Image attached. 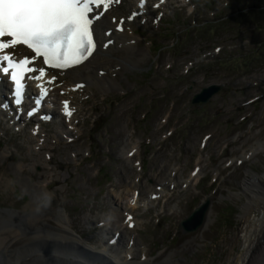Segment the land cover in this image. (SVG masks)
Returning <instances> with one entry per match:
<instances>
[{
  "label": "rangeland",
  "instance_id": "rangeland-1",
  "mask_svg": "<svg viewBox=\"0 0 264 264\" xmlns=\"http://www.w3.org/2000/svg\"><path fill=\"white\" fill-rule=\"evenodd\" d=\"M245 2L150 0L128 20L130 0H119L109 16L116 23L123 19L119 33L129 42L114 38L96 52L87 62L91 79L81 78L78 89L72 88L80 80L75 72L52 73L56 93L74 106L72 119L53 105L49 122L28 116L17 128L0 112V222L7 219L8 231L0 261L15 258L22 246L27 250L32 236L21 225L27 221L30 230L42 226L32 232L37 235L50 234L67 219L73 233L102 248L114 227L104 237L99 221L121 219L136 191L148 203L134 209L136 221L109 246L112 253L123 254L132 239L130 263H141L145 254L152 264H236L245 245L242 181L251 172L264 177V46L256 50L264 32L239 31L243 24L195 27L234 16ZM246 52L252 54L250 68L241 70L237 57ZM214 83L224 87L204 106L190 104ZM126 142L135 146L131 156ZM197 166L199 177H190ZM161 185L166 193L150 197ZM45 192L52 195L47 207L40 204ZM206 198L203 225L180 233L179 222ZM258 216L254 208L246 215ZM29 264L59 262L43 256Z\"/></svg>",
  "mask_w": 264,
  "mask_h": 264
},
{
  "label": "bare ground",
  "instance_id": "bare-ground-1",
  "mask_svg": "<svg viewBox=\"0 0 264 264\" xmlns=\"http://www.w3.org/2000/svg\"><path fill=\"white\" fill-rule=\"evenodd\" d=\"M115 3L116 2H114L113 4ZM113 4L111 6H113ZM147 4H148V0H146V3L143 6L140 5L139 0H130L129 3L130 15L133 12L136 13L144 12ZM98 12H100V10H98ZM109 14H110L109 12H105V14L96 22V26H97L95 28L96 49L94 50L93 54L90 55V59L94 57V53L97 52L100 48H103L104 45H108L109 40H111V43L114 38L115 40H123V41L125 40V42H129V39L123 35L124 32L118 33L116 30H114L115 32L111 30V27L113 25H117V23L113 21V17L109 16ZM109 30H111V34L106 35L105 33H107ZM99 51L103 52L102 49H100ZM90 59L88 61L86 60V63L84 64L85 67L83 66L84 67L83 70L79 71L77 69H74L73 67L71 69H67L66 71L75 72L74 76L80 79L78 81H82L81 78L88 81L89 79H91L90 78L91 72L93 71L92 67H90V65H87V62H89ZM83 71H85V75H81ZM49 76L50 75H45L43 79L42 87L45 90L50 91V94L44 99L43 103L49 108H51L52 105H59L60 112L65 114L66 106L64 105L63 102L66 99L60 96L61 92L59 94L56 93L55 85L51 77ZM0 81H1L0 86L2 85L4 86L6 84V76H0ZM29 91L31 92V95H34L35 97L40 95V89L37 88L36 81L30 80ZM67 110L72 111V107L70 106L69 103L67 106ZM11 111H12V120L15 121L21 119L22 121L25 119L20 117V115L16 113L17 111H13V110ZM66 116L68 119L73 118V117L71 118L68 115ZM33 131L36 132L39 131V129L33 128ZM125 145H127L125 147L126 149L125 153L131 156L135 146L134 148L130 147L129 142H126ZM262 146L263 144L261 143L257 147H254L253 150L251 151V154L259 150ZM127 159L129 158L127 157L126 160ZM199 174H200V167H198L195 171H193L190 174V177L198 178ZM169 175H171V173ZM262 178L264 177L258 176L254 174V172H251V175L249 177L247 176L242 181L243 192L247 196V203L243 207L245 211V215H244L245 226L242 227L241 230L242 239L243 241H245V245L240 255L237 257L236 264H264V180ZM186 181L188 182L189 180ZM153 192L158 196H163L164 193H166V190L163 187V185H161L155 191L149 192V194L151 195L153 194ZM150 197H152V195ZM147 203H148L147 199H144L141 202L139 198V193L136 191H132L127 204H125L124 206V210L121 212L122 218L121 219L120 218L117 219L118 217L117 218L115 217L116 219L105 218L99 221L100 225L104 227V230L110 227H114L113 231L115 234L118 233V231L126 232L128 228L126 226H123L124 223L128 224L131 221H136V219L132 216L131 212H133L138 205L142 204L143 206ZM253 208L259 212V216L256 219L250 220L248 217H246V215L248 212L252 211ZM58 214H60V212ZM60 221H62L61 224H63V227L51 229L46 225V227L50 229V234L40 233L37 235L32 234V232H36L40 230L42 226L39 228L35 227L32 230H30L31 227L29 226L30 223H28V221L22 223L21 224L22 228L23 227L26 228L25 230L28 231V233L32 236V238L29 239L28 242H26V246L28 247L27 250L24 249L25 246L16 249L14 251L15 258L9 259L8 261L3 260L2 258L0 264H29L30 261L38 260L43 256L47 259L55 257L59 262V264H89L90 262L98 261L100 258L102 262L104 263L107 262L108 264H141V263L152 264L153 262L151 259L149 260V258L144 254L143 258L139 260L141 263H137L138 261L130 263L133 258V254L131 252L132 246L130 245V242L127 244V251H125L123 254L112 253L110 248L108 247V244L106 243L103 244L102 248L96 250L93 248V246H91L88 243V241L82 239L79 235L73 233L70 230L71 226L70 223L67 221V219L61 218L59 222ZM6 223H7L6 218L2 219L0 222V245H1V241H3L4 239L3 236L6 235L5 232H8V231L4 232V227ZM54 229H56L59 232H62L67 237L61 234L56 235L55 231H53ZM106 235L107 234L105 230L104 237H106ZM80 248L83 249L89 248L90 252L85 254V252L80 251ZM25 257H30V261H24L25 259L23 258ZM94 258H97L98 260ZM165 262L166 261H164V263Z\"/></svg>",
  "mask_w": 264,
  "mask_h": 264
},
{
  "label": "snow or ice",
  "instance_id": "snow-or-ice-1",
  "mask_svg": "<svg viewBox=\"0 0 264 264\" xmlns=\"http://www.w3.org/2000/svg\"><path fill=\"white\" fill-rule=\"evenodd\" d=\"M114 2L118 3L119 0H0V51L9 50L7 54L0 55V73L8 74L11 69L9 79L14 82L12 96L17 108L22 106L26 98L27 84L22 82L15 69L21 68L29 59L25 56L15 62L13 52L16 46L26 45L35 52L32 61L43 57L45 65L53 61V67L67 68V61L70 59L73 64H80L88 58L86 54L90 55L96 46V22ZM139 2L143 6L146 0ZM101 6L103 11L95 12V9ZM136 15L137 13L133 12L127 19L131 20ZM113 21L115 22V18ZM123 22L121 19L116 25L117 30H122L120 24ZM105 34L110 35L111 30ZM108 43H111V40ZM77 55L79 59L75 58ZM3 62H7L8 66L5 67ZM26 71L43 75L45 68L33 67ZM27 79L39 80L40 77L31 75ZM51 79L55 80L56 77L52 76ZM37 88L40 89V95L34 101L35 106L27 112L29 117L38 111L47 94L41 85L37 84ZM63 103L66 106L65 114L70 116L75 109L68 111V101ZM7 107V103H0V108Z\"/></svg>",
  "mask_w": 264,
  "mask_h": 264
},
{
  "label": "trees",
  "instance_id": "trees-1",
  "mask_svg": "<svg viewBox=\"0 0 264 264\" xmlns=\"http://www.w3.org/2000/svg\"><path fill=\"white\" fill-rule=\"evenodd\" d=\"M257 3H248L246 5L247 7H243L240 11H238L234 16H230L228 18H224L223 16L219 19L204 23L202 26H199L201 29L203 28L205 31H209L210 29L214 28L217 29L219 27H223V25H241L243 24V27H237L239 28V31L242 29H247V31L255 33V31H262L264 32V0H257ZM258 43V42H257ZM264 46V39H262L257 47L256 50L262 49ZM261 47V48H260ZM255 52V55H258L257 51ZM251 53H241L239 57H237V61L239 62V69H249L251 64ZM233 59V58H231ZM229 61L226 62V64ZM236 67V65H235Z\"/></svg>",
  "mask_w": 264,
  "mask_h": 264
},
{
  "label": "water",
  "instance_id": "water-1",
  "mask_svg": "<svg viewBox=\"0 0 264 264\" xmlns=\"http://www.w3.org/2000/svg\"><path fill=\"white\" fill-rule=\"evenodd\" d=\"M211 88H203L200 93L196 94L192 99V103L196 105H202L207 102L210 96L217 92L222 85H211ZM209 206V200L207 199L199 207H197L186 219L182 220L179 229L182 233L191 232L196 230L203 222L206 214V210Z\"/></svg>",
  "mask_w": 264,
  "mask_h": 264
},
{
  "label": "clouds",
  "instance_id": "clouds-1",
  "mask_svg": "<svg viewBox=\"0 0 264 264\" xmlns=\"http://www.w3.org/2000/svg\"><path fill=\"white\" fill-rule=\"evenodd\" d=\"M51 199H52V195L50 193H43L41 198H40V204L43 206V207H47L50 202H51ZM39 210V208H38Z\"/></svg>",
  "mask_w": 264,
  "mask_h": 264
}]
</instances>
